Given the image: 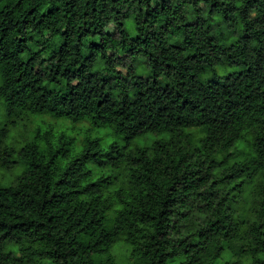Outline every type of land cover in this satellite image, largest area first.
<instances>
[{
    "label": "trees",
    "instance_id": "trees-1",
    "mask_svg": "<svg viewBox=\"0 0 264 264\" xmlns=\"http://www.w3.org/2000/svg\"><path fill=\"white\" fill-rule=\"evenodd\" d=\"M0 106V264H264V0H0Z\"/></svg>",
    "mask_w": 264,
    "mask_h": 264
},
{
    "label": "rangeland",
    "instance_id": "rangeland-1",
    "mask_svg": "<svg viewBox=\"0 0 264 264\" xmlns=\"http://www.w3.org/2000/svg\"><path fill=\"white\" fill-rule=\"evenodd\" d=\"M225 34L231 39V41L234 40L230 36V33L225 32ZM6 124L7 119L4 112L0 109V128ZM40 126L42 127L41 129L53 126L55 132H65L69 137L73 138L74 154L82 150L83 140L88 136L99 138L100 145L103 150H107L111 144H117L119 146L124 145V141L121 138L113 136L108 129L96 128L89 121L74 123L71 120L54 119L49 116L32 118L28 124L25 123L19 128L11 129L8 138L9 144L15 145L17 148H21L26 142L33 139L34 133ZM137 144L144 145L142 140L138 141ZM23 170V166L21 165L12 172L0 169V185L2 187L11 186L15 179L22 174ZM114 254L117 257L118 264H131L130 251L126 246L120 245L116 248ZM235 260L236 259L233 256L232 251L226 250L222 260H220L218 264H228L235 262ZM180 262L181 260H176L171 264H180ZM242 264H251V261L249 259H244L242 260Z\"/></svg>",
    "mask_w": 264,
    "mask_h": 264
}]
</instances>
